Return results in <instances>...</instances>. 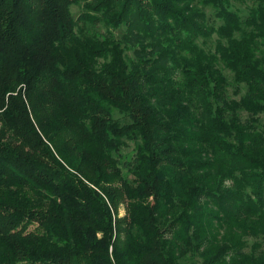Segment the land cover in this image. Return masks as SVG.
<instances>
[{
  "label": "trees",
  "instance_id": "1",
  "mask_svg": "<svg viewBox=\"0 0 264 264\" xmlns=\"http://www.w3.org/2000/svg\"><path fill=\"white\" fill-rule=\"evenodd\" d=\"M0 264H264V0H0Z\"/></svg>",
  "mask_w": 264,
  "mask_h": 264
},
{
  "label": "rangeland",
  "instance_id": "2",
  "mask_svg": "<svg viewBox=\"0 0 264 264\" xmlns=\"http://www.w3.org/2000/svg\"><path fill=\"white\" fill-rule=\"evenodd\" d=\"M82 6H83V2L80 3V4H76V5L72 6V12H73V14H74V16H75L76 18H77V17L79 16V14L81 13V11H82ZM245 13H246V11H245ZM101 31L104 32L103 30H101ZM99 32H100V31H99ZM121 33H122V31H117V32H116V35L119 36V35H121ZM125 214H126L125 207H124V206H121V207L119 208V216H120V217H123ZM31 229H33V228H31Z\"/></svg>",
  "mask_w": 264,
  "mask_h": 264
}]
</instances>
